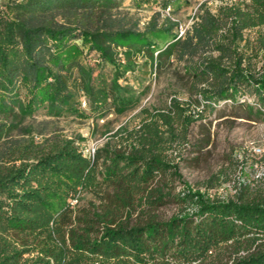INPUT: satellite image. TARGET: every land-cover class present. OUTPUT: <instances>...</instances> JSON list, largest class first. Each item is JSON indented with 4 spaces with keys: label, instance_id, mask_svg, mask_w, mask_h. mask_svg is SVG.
<instances>
[{
    "label": "trees",
    "instance_id": "obj_1",
    "mask_svg": "<svg viewBox=\"0 0 264 264\" xmlns=\"http://www.w3.org/2000/svg\"><path fill=\"white\" fill-rule=\"evenodd\" d=\"M128 1L160 9L140 28L122 11L124 0L0 5V264H264V196L239 190L219 199L150 185L172 166L165 149L179 134L176 121L220 103L264 116V52L242 44L244 29L264 25V0L215 11L202 4L180 35L178 21L161 10L188 0ZM257 38L264 45V31ZM139 54L154 67L164 58L181 62L202 107L186 114L173 96L164 110L142 108L140 125L126 129L120 144L97 146L93 158L63 134L35 139L23 126L12 137L24 117L40 111L96 119L133 108L139 95L121 79ZM82 191L98 201L71 205ZM168 198L190 208L166 219L144 208Z\"/></svg>",
    "mask_w": 264,
    "mask_h": 264
},
{
    "label": "rangeland",
    "instance_id": "obj_2",
    "mask_svg": "<svg viewBox=\"0 0 264 264\" xmlns=\"http://www.w3.org/2000/svg\"><path fill=\"white\" fill-rule=\"evenodd\" d=\"M6 0H0V5ZM235 0H188L182 2L175 11L162 9L161 14L170 15L178 21V27L186 28L192 23L202 4L215 11V5L230 3ZM122 11H127L132 18H138V26L143 27L151 14L159 10L158 6L146 4L136 8L124 0ZM222 30H225L222 27ZM264 31V25L244 29L242 44L247 50L257 49L264 52L257 35ZM248 40V41H247ZM216 54V52H214ZM255 63L258 60H254ZM137 67L133 72L127 71V81L139 95L137 104L123 113H109L93 119L90 116L61 115L49 116L42 111L24 117L17 129L11 131L12 137L22 135L23 126H28L35 139L52 133L72 137L74 143L85 153L92 145L100 146L106 141L120 144L126 129L138 127L144 117L142 108L164 110L170 99L176 96L185 113H194L197 102L193 98L199 95L189 90V79L183 74L181 62L173 57L164 58L160 67L150 65L147 56L135 57ZM258 63V62H257ZM186 103L189 105L186 106ZM198 107H202L201 104ZM247 117H251L247 118ZM160 123V129L164 125ZM179 134L177 139L165 149L171 163L165 174L157 176L150 185H165L164 190L171 194L178 193L185 187L201 191L211 198H234L242 191L244 195L258 198L264 196V150H254L261 144L264 135V116H248L246 107L235 103H220L214 108H207L202 116L188 121H176L174 125ZM97 198L90 192L82 191L78 200L71 198L69 203L78 206L87 205ZM150 214L166 219L190 207L175 198H168L155 207L144 206ZM133 215H136L134 213Z\"/></svg>",
    "mask_w": 264,
    "mask_h": 264
},
{
    "label": "built area",
    "instance_id": "obj_3",
    "mask_svg": "<svg viewBox=\"0 0 264 264\" xmlns=\"http://www.w3.org/2000/svg\"><path fill=\"white\" fill-rule=\"evenodd\" d=\"M184 30H185V28L179 27L178 35L182 34L184 32ZM85 106H86V100H85L84 97L81 96L80 99H79V107L80 108H85ZM95 148H96V145H92L89 148L85 149V153L82 152V151L81 152H82V154L93 158L94 153H95ZM254 150L257 151V152H260V151L264 150V135L262 137L261 144H259L257 147H255Z\"/></svg>",
    "mask_w": 264,
    "mask_h": 264
}]
</instances>
